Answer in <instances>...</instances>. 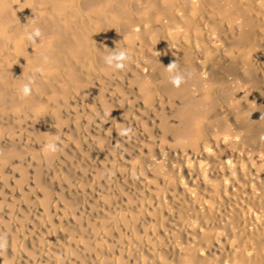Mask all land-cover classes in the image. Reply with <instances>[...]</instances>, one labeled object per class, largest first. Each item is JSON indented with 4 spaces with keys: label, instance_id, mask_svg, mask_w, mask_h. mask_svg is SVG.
<instances>
[{
    "label": "bare ground",
    "instance_id": "1",
    "mask_svg": "<svg viewBox=\"0 0 264 264\" xmlns=\"http://www.w3.org/2000/svg\"><path fill=\"white\" fill-rule=\"evenodd\" d=\"M0 245L264 264V0H0Z\"/></svg>",
    "mask_w": 264,
    "mask_h": 264
},
{
    "label": "clouds",
    "instance_id": "2",
    "mask_svg": "<svg viewBox=\"0 0 264 264\" xmlns=\"http://www.w3.org/2000/svg\"><path fill=\"white\" fill-rule=\"evenodd\" d=\"M40 35V30L38 28L34 29L31 34H29V38H33L35 36ZM127 53L125 50H121L118 53L112 54L109 57L106 58V63L116 69H120L124 67V61L127 59ZM170 69L175 67L174 62H170L169 65H167ZM183 81V76L180 75L179 73H176L171 76V82L174 86H179ZM21 91L24 95H28L30 93V83H25L23 84ZM48 148L50 151H55L56 150V145L55 144H49ZM2 246V245H0Z\"/></svg>",
    "mask_w": 264,
    "mask_h": 264
}]
</instances>
